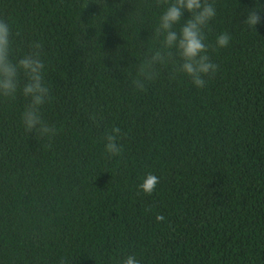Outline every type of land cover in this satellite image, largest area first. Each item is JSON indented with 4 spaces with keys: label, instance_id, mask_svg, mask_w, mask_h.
I'll return each instance as SVG.
<instances>
[{
    "label": "trees",
    "instance_id": "obj_1",
    "mask_svg": "<svg viewBox=\"0 0 264 264\" xmlns=\"http://www.w3.org/2000/svg\"><path fill=\"white\" fill-rule=\"evenodd\" d=\"M214 3V77L201 89L168 64L140 91L132 81L160 47L166 4L0 0L20 33L13 59L43 45L52 100L41 112L58 130H25L22 88L0 98V264H264V0ZM257 3L255 30L245 21ZM113 126L123 152L109 157ZM147 173L159 178L151 195L139 188Z\"/></svg>",
    "mask_w": 264,
    "mask_h": 264
},
{
    "label": "clouds",
    "instance_id": "obj_2",
    "mask_svg": "<svg viewBox=\"0 0 264 264\" xmlns=\"http://www.w3.org/2000/svg\"><path fill=\"white\" fill-rule=\"evenodd\" d=\"M158 4H166L167 7L159 20V26L155 30L157 38L163 36L160 47L151 52L139 65L137 77L132 83L137 90L145 91L146 83L152 82L160 75L158 66H174V73H185L192 83L198 88L206 86V79L214 77L219 66L212 62L208 55L209 44L206 29L216 16L214 0H157ZM257 3L256 8L249 10L245 24L256 30V25L261 23V16L257 13L261 9ZM191 13V17L181 24L184 12ZM181 24L179 32L174 26ZM13 33L6 19L0 17V98L15 100L18 91L22 88V95L29 100L22 113V122L28 133L35 132L36 138L47 136L55 137L58 130L54 125L45 122L41 109L46 103H50L52 97L50 88L45 82V64L42 60L43 45L33 42L32 50L18 59H13ZM231 36L224 32L217 36L216 46L228 47ZM175 50V51H173ZM179 58V59H177ZM21 74L26 82L21 83ZM93 121L96 116L93 115ZM122 138L121 129L113 126L105 135V149L109 157L122 155L123 146L118 143ZM50 147V145H49ZM159 183V178L147 173L142 179L139 188L151 195ZM162 215H157V221H163ZM120 264H140L135 255L126 256Z\"/></svg>",
    "mask_w": 264,
    "mask_h": 264
}]
</instances>
